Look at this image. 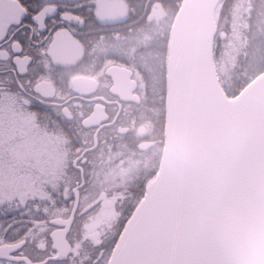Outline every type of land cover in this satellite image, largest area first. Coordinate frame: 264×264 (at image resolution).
Here are the masks:
<instances>
[{"label": "snow or ice", "instance_id": "1", "mask_svg": "<svg viewBox=\"0 0 264 264\" xmlns=\"http://www.w3.org/2000/svg\"><path fill=\"white\" fill-rule=\"evenodd\" d=\"M106 0H0V264H231L211 223L191 217L183 190L158 170L105 187L88 154L73 149L62 170L20 160L6 129L49 115L42 84L70 46L103 35ZM264 71V51L246 53Z\"/></svg>", "mask_w": 264, "mask_h": 264}, {"label": "water", "instance_id": "2", "mask_svg": "<svg viewBox=\"0 0 264 264\" xmlns=\"http://www.w3.org/2000/svg\"><path fill=\"white\" fill-rule=\"evenodd\" d=\"M116 1V0H115ZM222 0H183L169 41L165 144L154 183L179 186L231 264H264V71L237 95L215 62Z\"/></svg>", "mask_w": 264, "mask_h": 264}, {"label": "flooded vegetation", "instance_id": "3", "mask_svg": "<svg viewBox=\"0 0 264 264\" xmlns=\"http://www.w3.org/2000/svg\"><path fill=\"white\" fill-rule=\"evenodd\" d=\"M176 1L106 0L104 34L59 53L55 83L41 86L44 95L54 97L49 115L39 124L36 116L24 115L47 139V173L62 170L73 149L88 154L105 187L159 170L166 111L154 107L140 64L146 62V36L156 45L168 29L171 35ZM22 119L16 118V136L10 137L20 144Z\"/></svg>", "mask_w": 264, "mask_h": 264}, {"label": "trees", "instance_id": "4", "mask_svg": "<svg viewBox=\"0 0 264 264\" xmlns=\"http://www.w3.org/2000/svg\"><path fill=\"white\" fill-rule=\"evenodd\" d=\"M243 1L245 0H222L217 9L218 33L215 38V62L221 84L230 97L237 95L263 72L256 74L258 66L253 65L250 69L253 78L247 82L245 79L247 74L241 70L242 66L248 63L246 53L254 50L264 51V0H247L248 3L242 9ZM181 2L182 0L176 1L173 16L178 11ZM241 10L243 18L239 20L240 28H237L234 20ZM165 34L166 36L162 39L163 43L158 41L156 45L152 37L146 36V62L140 64L146 67V87L152 91V103L156 104L154 107L158 105L163 110L166 102L169 29ZM234 41H236L235 46L230 47V43ZM259 67H264V65H259Z\"/></svg>", "mask_w": 264, "mask_h": 264}, {"label": "rangeland", "instance_id": "5", "mask_svg": "<svg viewBox=\"0 0 264 264\" xmlns=\"http://www.w3.org/2000/svg\"><path fill=\"white\" fill-rule=\"evenodd\" d=\"M247 0L243 1L244 4L241 5V8L243 9L245 5L248 3ZM242 10L236 14L235 16V24L237 25V28H240L239 26V20L243 18V13L241 14ZM238 39L240 40V36L238 33ZM237 41V40H236ZM231 42L230 47H234L235 43ZM21 130H22V142L20 144L21 150L14 155L20 159H31L35 162V164L39 167L41 172L47 171V153H46V137L36 131L33 127V125L30 122V119L26 116H23L22 123H21ZM33 126V127H32ZM15 128L16 124L15 121L13 122L12 126L6 129V136L8 138L15 137Z\"/></svg>", "mask_w": 264, "mask_h": 264}]
</instances>
